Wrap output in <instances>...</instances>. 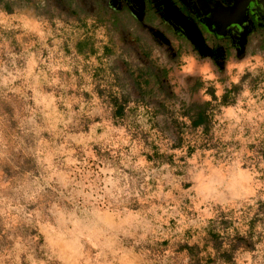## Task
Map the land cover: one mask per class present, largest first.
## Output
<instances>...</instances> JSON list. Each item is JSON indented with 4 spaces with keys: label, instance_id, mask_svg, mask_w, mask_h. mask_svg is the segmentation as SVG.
Listing matches in <instances>:
<instances>
[{
    "label": "clouds",
    "instance_id": "clouds-1",
    "mask_svg": "<svg viewBox=\"0 0 264 264\" xmlns=\"http://www.w3.org/2000/svg\"><path fill=\"white\" fill-rule=\"evenodd\" d=\"M107 4H0V264H264V134L222 99L146 101Z\"/></svg>",
    "mask_w": 264,
    "mask_h": 264
},
{
    "label": "rangeland",
    "instance_id": "rangeland-1",
    "mask_svg": "<svg viewBox=\"0 0 264 264\" xmlns=\"http://www.w3.org/2000/svg\"><path fill=\"white\" fill-rule=\"evenodd\" d=\"M122 3L123 0H111L112 7H119ZM0 4L6 11H11L9 0H0ZM127 5L137 18L135 21L127 17L122 18L119 25L124 23L128 32L139 33L141 38L145 35L147 37L146 26L142 27L136 21L140 18L138 10L141 8V3H138V0H129ZM104 10H108L107 7L99 9L98 24L104 28V35L108 37L111 47L105 45L103 54L110 60L115 58L117 51L124 52L131 57L133 65L141 69L135 81L139 85L143 83L146 86L148 94H143L146 101L151 102L154 96H159L160 100L166 103L203 100L205 96H210L213 103L219 104L222 95L227 90L224 110L222 114L216 115V120L236 121L244 116L249 126L246 134L251 133L252 130L257 134H264V50H256L248 46L240 52H234L229 59L216 67L204 55L205 53H194L186 44L179 45L177 40H167L163 37L164 39L159 43L143 42V49L147 51L149 57L156 64L166 67L167 80L174 93V98L167 100L157 91L149 89L152 85L144 73L137 53L124 42L123 31L114 27ZM84 15L86 17L88 15L87 8H85ZM90 42L91 38L85 35L84 42L78 44L77 48L84 50ZM95 47L100 48L101 44L96 43ZM175 49L179 51L178 58H176L177 64H174L175 59L172 60ZM195 80L199 82V88L195 92H189L188 86ZM229 104L231 107L228 106ZM253 251H255L254 247L250 250L237 251L234 249V255L239 264H248L247 256ZM252 259L255 260V256Z\"/></svg>",
    "mask_w": 264,
    "mask_h": 264
},
{
    "label": "flooded vegetation",
    "instance_id": "flooded-vegetation-1",
    "mask_svg": "<svg viewBox=\"0 0 264 264\" xmlns=\"http://www.w3.org/2000/svg\"><path fill=\"white\" fill-rule=\"evenodd\" d=\"M155 3L166 20L173 22L197 51L206 54L210 52L208 40L226 41L224 44H229L234 53L248 47L255 31L264 32V0H155ZM174 13L187 24L186 28L175 21Z\"/></svg>",
    "mask_w": 264,
    "mask_h": 264
},
{
    "label": "trees",
    "instance_id": "trees-1",
    "mask_svg": "<svg viewBox=\"0 0 264 264\" xmlns=\"http://www.w3.org/2000/svg\"><path fill=\"white\" fill-rule=\"evenodd\" d=\"M125 1V0H124ZM141 8L138 10L140 14V18L138 23L140 25L146 26V35L141 38L139 33L128 32L125 24L121 23L119 25L120 19H124L127 17L128 19H132L135 21L136 15L131 11L130 7L127 5V1L123 2L119 7H112L111 0H108L107 9L104 10V13L109 15V19L116 29H121L123 31L124 42L128 44L133 51L137 53V57L142 63V67L144 69V73L148 78V81L151 82L150 90L157 91L159 94L162 92H166L168 97L174 98V93L172 92L170 83L167 80V71L166 67L161 64H156L148 55L147 51L143 49L142 43L145 42H154L159 43L162 42L165 37L167 40H177L179 45L186 44L194 53H201L197 51L192 42L188 39V37L181 33L178 27L171 21H167L162 13L160 12L159 7L155 3V0H141ZM255 38V39H254ZM165 39V40H166ZM208 48L209 53L204 54L214 66L219 67L218 65L225 62L229 57L233 54L231 51V47L229 44H224L226 41H221L217 39L208 40ZM164 42V41H163ZM168 46V44H166ZM166 46V47H167ZM247 46H252L256 50H264V32L261 30L255 31L249 38L247 42ZM179 51L177 49L174 50V56H172V60H174V64H177L176 58H178ZM158 66L161 71L154 72L153 68ZM134 85L139 86L137 81L133 82ZM195 84V87H193ZM199 88V82L194 81L188 86L189 92H195ZM226 91L222 95V100L224 104L226 103ZM144 93H141L143 96ZM165 98V96H164ZM195 102H202L203 100H191ZM163 102V101H161ZM163 106V104H161ZM204 120L203 113H201L199 119L195 121L196 124L202 123ZM236 249V246H233ZM253 245L247 244L243 249H252Z\"/></svg>",
    "mask_w": 264,
    "mask_h": 264
},
{
    "label": "water",
    "instance_id": "water-1",
    "mask_svg": "<svg viewBox=\"0 0 264 264\" xmlns=\"http://www.w3.org/2000/svg\"><path fill=\"white\" fill-rule=\"evenodd\" d=\"M168 8V7H167ZM171 10V9H170ZM168 11V10H167ZM175 17V21H177L178 23H180L182 25V27L186 28L187 24H185V22H183L181 19L178 18V16L174 13L173 14Z\"/></svg>",
    "mask_w": 264,
    "mask_h": 264
}]
</instances>
